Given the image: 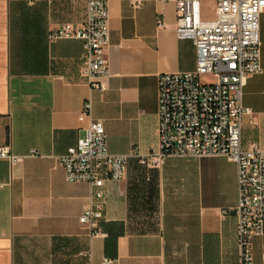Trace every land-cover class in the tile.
Wrapping results in <instances>:
<instances>
[{
    "label": "crops",
    "instance_id": "1",
    "mask_svg": "<svg viewBox=\"0 0 264 264\" xmlns=\"http://www.w3.org/2000/svg\"><path fill=\"white\" fill-rule=\"evenodd\" d=\"M202 4L213 19L214 0ZM108 8L110 73L99 92L81 75V40L48 38L63 23L82 26L85 0H0V146L22 157L0 159V264H239L238 170L224 156L169 157L154 169L131 158L121 181L106 182L102 235L80 224L90 186L68 182L60 157L86 135L83 103L103 121L110 153H147L158 147L159 75L196 66L193 42L176 35L175 0ZM260 39L263 70L242 95L243 149L264 148V12ZM253 256L264 264V234Z\"/></svg>",
    "mask_w": 264,
    "mask_h": 264
},
{
    "label": "built area",
    "instance_id": "2",
    "mask_svg": "<svg viewBox=\"0 0 264 264\" xmlns=\"http://www.w3.org/2000/svg\"><path fill=\"white\" fill-rule=\"evenodd\" d=\"M85 1L82 26L63 23L48 38L81 40V75L93 89L104 92L110 73L108 0ZM143 1L133 0V5L141 7ZM202 1L175 0L176 35L193 42L196 66L192 71L159 75L158 147L147 153L135 149L128 154L110 153L105 125L92 117V101L87 100L79 115L80 121L88 119L86 135L60 161L68 182L90 186V202L79 222L89 230L91 239L102 235L106 182L121 181L131 158L151 169L160 168L169 157L224 156L234 161L238 170L239 264H254V238L264 234V148H242V120L251 112L242 95L247 79L263 70L260 16L264 0H214L211 20L203 18ZM157 21L161 23L160 17ZM207 76L209 80H205ZM21 158L10 145L0 146V159L14 165ZM80 255L90 258L91 251ZM114 262L105 259L101 264Z\"/></svg>",
    "mask_w": 264,
    "mask_h": 264
},
{
    "label": "rangeland",
    "instance_id": "3",
    "mask_svg": "<svg viewBox=\"0 0 264 264\" xmlns=\"http://www.w3.org/2000/svg\"><path fill=\"white\" fill-rule=\"evenodd\" d=\"M205 80H209L208 76L205 78Z\"/></svg>",
    "mask_w": 264,
    "mask_h": 264
}]
</instances>
